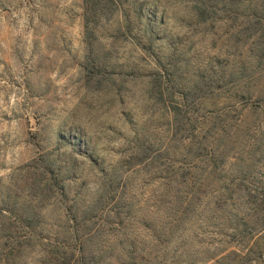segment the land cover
Wrapping results in <instances>:
<instances>
[{
	"label": "rangeland",
	"instance_id": "1",
	"mask_svg": "<svg viewBox=\"0 0 264 264\" xmlns=\"http://www.w3.org/2000/svg\"><path fill=\"white\" fill-rule=\"evenodd\" d=\"M0 264H264V0H0Z\"/></svg>",
	"mask_w": 264,
	"mask_h": 264
}]
</instances>
